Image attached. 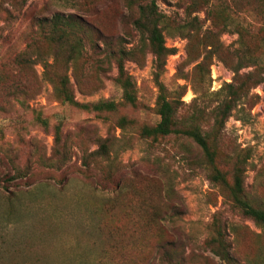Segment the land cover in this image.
Listing matches in <instances>:
<instances>
[{
  "label": "rangeland",
  "instance_id": "1",
  "mask_svg": "<svg viewBox=\"0 0 264 264\" xmlns=\"http://www.w3.org/2000/svg\"><path fill=\"white\" fill-rule=\"evenodd\" d=\"M151 1L165 16L166 46L175 48L158 80L181 101L177 118L198 115L221 170L229 173L247 154L245 189L254 205L264 206V82L250 90L258 97L250 109L238 105L220 127L213 118L234 76L229 65L236 59V33H222L221 49L208 67L196 69L202 32L212 24L203 10L193 12L201 30L190 39L182 34L178 25L187 18L189 0H137L131 7L127 0H0V264H225L206 245L214 219L224 226L237 264L264 260V226L243 216L210 182L197 145L174 134L139 135L142 124L159 120L150 52L124 61L135 83L134 106L124 103L102 46H85L77 83L71 64L65 71L62 62L51 68L66 72L77 101L117 103L115 112L96 113L57 98L28 49L37 19L54 13L74 14L129 49L140 39L132 25L137 4ZM229 12L240 24L254 19ZM20 53L26 64L16 63ZM122 116L131 120L125 128L117 125ZM55 124L60 143L54 142ZM97 138L107 139L106 157L92 155Z\"/></svg>",
  "mask_w": 264,
  "mask_h": 264
},
{
  "label": "trees",
  "instance_id": "2",
  "mask_svg": "<svg viewBox=\"0 0 264 264\" xmlns=\"http://www.w3.org/2000/svg\"><path fill=\"white\" fill-rule=\"evenodd\" d=\"M136 1L127 0L128 7H131ZM185 10L187 18L178 25V28L186 30L181 31L186 38L190 39L201 30L200 20L197 16H192L193 12L203 10L212 24V28L202 32L204 53L201 54L202 60L195 66L196 69L203 65L208 67L213 53L216 54L217 48L221 49L219 36L222 33L237 34L235 40L237 45L233 49L236 59L234 63L230 61L229 65L234 76L232 81L226 83L223 88L226 90L225 99L213 112L214 123L220 127L224 125L226 119L231 115V111L238 105L246 104L247 108L250 109L255 104L258 97L251 94L250 90L264 82V0H189ZM229 10L233 13L236 11L247 12L254 19L245 24L237 23ZM164 18L163 13L157 10L154 1L147 4H137V16L133 19L132 25L139 33L140 39L138 45L127 49L122 45V40L114 42L112 37L105 35L74 14L64 16L54 13L50 17L37 19V33L33 34V40L28 45V49L32 48L36 56L35 60L41 64L43 74L52 84L57 98L78 108L96 113L115 112L117 103L113 100H97L89 103L77 101L66 72L51 73V68H54L56 63L58 65L62 62L66 66L63 70L65 71L71 64L73 77L77 83L76 70L80 65V59L84 57L85 46L89 44L93 50L104 48L105 56L113 60L116 68L114 81L122 91L124 103L134 106L136 103L135 83L125 69L124 61L128 58L140 61L147 52H150L154 68V80L158 89L155 108L159 120L153 125L142 124L139 127V135L142 138L156 139L174 134L195 143L203 155L202 163L209 170L208 179L210 182L223 189L232 206L243 216L250 218L258 225L264 226V206H257L252 203L244 185L247 154L243 153L238 157L229 173L221 170L215 163L216 151L210 143L212 139L198 124V115H194V113L187 121L179 120L177 113L181 101L170 96L164 85L158 80L167 57L175 52V48L165 44L164 34L160 26ZM101 46L102 49H100ZM44 48L52 56L50 62L46 56H43ZM24 54L20 53L16 59L17 64L22 65L28 62ZM249 67V70L241 72L242 69ZM41 123L44 126L48 125L44 119L41 120ZM130 123L131 120L122 116L118 119L117 125L120 128H125ZM53 138L55 143H60V124L54 125ZM97 143L98 148L92 152V155L106 157L109 150L107 139L97 138ZM60 152L62 155L60 162L63 163L66 160L63 144ZM226 236L224 226L217 219H214L211 223V235L206 240V245L225 264H237L230 253V243ZM248 260L249 264H264V260L259 257Z\"/></svg>",
  "mask_w": 264,
  "mask_h": 264
}]
</instances>
